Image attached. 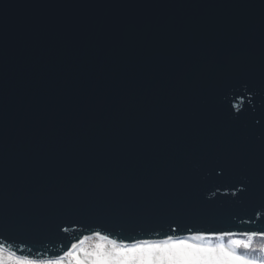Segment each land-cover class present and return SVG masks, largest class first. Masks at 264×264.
<instances>
[{
	"label": "water",
	"instance_id": "obj_1",
	"mask_svg": "<svg viewBox=\"0 0 264 264\" xmlns=\"http://www.w3.org/2000/svg\"><path fill=\"white\" fill-rule=\"evenodd\" d=\"M249 230H264V0H0L9 243L47 259L94 231Z\"/></svg>",
	"mask_w": 264,
	"mask_h": 264
},
{
	"label": "snow or ice",
	"instance_id": "obj_2",
	"mask_svg": "<svg viewBox=\"0 0 264 264\" xmlns=\"http://www.w3.org/2000/svg\"><path fill=\"white\" fill-rule=\"evenodd\" d=\"M245 89L255 96L247 85ZM246 191L242 183L231 195L235 197ZM255 215L259 218L261 212ZM61 231L67 233L69 229ZM11 239L0 234V264H264V243L258 246L254 243L264 241V230L195 232L186 237L169 235L161 240L131 243L94 231L91 236L70 241L64 245L62 254L47 259L22 254L26 242L20 241L16 246L9 243ZM253 252L261 255L253 256Z\"/></svg>",
	"mask_w": 264,
	"mask_h": 264
},
{
	"label": "trees",
	"instance_id": "obj_3",
	"mask_svg": "<svg viewBox=\"0 0 264 264\" xmlns=\"http://www.w3.org/2000/svg\"><path fill=\"white\" fill-rule=\"evenodd\" d=\"M254 243L258 246L259 244L264 243V241L256 240ZM241 251L243 252L244 250H241ZM251 255L257 256V255H261V253H259V252H253V253H251Z\"/></svg>",
	"mask_w": 264,
	"mask_h": 264
}]
</instances>
